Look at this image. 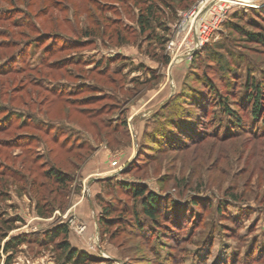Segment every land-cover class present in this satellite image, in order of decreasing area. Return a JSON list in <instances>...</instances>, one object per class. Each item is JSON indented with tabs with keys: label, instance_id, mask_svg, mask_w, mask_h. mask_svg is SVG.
I'll list each match as a JSON object with an SVG mask.
<instances>
[{
	"label": "rangeland",
	"instance_id": "rangeland-1",
	"mask_svg": "<svg viewBox=\"0 0 264 264\" xmlns=\"http://www.w3.org/2000/svg\"><path fill=\"white\" fill-rule=\"evenodd\" d=\"M6 9L0 64L18 51L15 65L35 69L0 68V107L18 117L0 128V264L13 235L27 240L10 264H73L63 239L81 264H264V113L244 101L251 83L264 93V0H0ZM166 104L219 134L156 144ZM51 167L66 181L47 178ZM124 184L160 198L146 231Z\"/></svg>",
	"mask_w": 264,
	"mask_h": 264
},
{
	"label": "trees",
	"instance_id": "trees-1",
	"mask_svg": "<svg viewBox=\"0 0 264 264\" xmlns=\"http://www.w3.org/2000/svg\"><path fill=\"white\" fill-rule=\"evenodd\" d=\"M116 1H121V0H116ZM3 11V12H2ZM11 13H14L11 9H6V10H0V19L1 18H6ZM153 14L152 6L148 5L146 8V12L144 13H139L138 14V23L140 24V31L145 32L149 30L151 27L150 25V19ZM109 19V18H106ZM120 30V29H119ZM57 33L56 31L52 32H47V33H42L48 38H50L51 33ZM0 34H4L2 31ZM37 36H40L39 34ZM253 37V36H252ZM254 38H257L259 42V35H255ZM31 41H27L26 44H28V48L30 44H32ZM261 41V40H260ZM8 42V41H7ZM71 46V45H70ZM25 47L24 49L26 50ZM47 52V51H46ZM18 51L14 54H12L9 58L5 59L2 64H0V68H4L3 70L6 71H21L24 68H26L29 71H34L35 68H32L28 65V63H22L20 67H17L15 65V62L19 58ZM8 68V69H7ZM10 69V70H9ZM213 91V90H212ZM196 98V97H195ZM263 98H264V93L261 89V87L257 86L255 83H251L249 87V93L245 98V102L248 103V106H250V113L253 116L258 117L259 115H262L264 113V105H263ZM252 99V103L250 100ZM204 101H200L199 99L194 100V105L196 107H203ZM168 105L169 111H168V118L165 121H162L159 126H157L156 130L153 133L148 134V136L151 139H155V143L158 145H168V144H173L178 145V147H183L186 146L187 144L194 143L196 142V139L201 138L203 135H217L219 134L218 130H208V124L207 121L203 118L196 124V117H193L194 120L192 122H184L182 119H180V116L176 114V109L173 108L172 104H166ZM220 107L223 109V112L227 115H230L232 118L235 116L231 112V109L229 106L226 104L225 101L219 103ZM244 106V105H243ZM171 108V111H170ZM202 110L205 111V108ZM5 109V110H4ZM0 112H3V114L0 116V128H6L8 125H11L13 121H16L18 117L13 115V113L4 107L3 105L0 107ZM240 121V120H238ZM2 124V125H1ZM124 126V124H123ZM177 147V146H175ZM46 177L47 178H53L56 182L58 183H63L66 181L67 174L56 167H51L50 169L45 171ZM125 188H128L129 191L131 192L133 198H142V203H141V213L145 216V218L148 221H145L144 224L141 223V221H136L138 224V231H146L148 226H153V223L157 224L158 223V215H159V209L157 208L158 201L160 200L159 196L156 195V193H153L152 191H147V189L144 187V185L140 186H132V185H126L124 184ZM39 204L40 202L37 201L35 203V208L38 212L39 215L45 216L42 211L39 210ZM192 205L195 204V202L191 203ZM106 215H108L110 211V207H106L105 209ZM107 218L104 216V219ZM145 219V220H146ZM17 220V219H16ZM105 220L102 219V222L104 223ZM8 223L7 230L13 229V225L11 224V221H5ZM66 233L67 228L65 225L60 226L58 229H56L54 232H49L47 233V236L42 238L41 240L39 239L38 241L41 242H51L55 240V238L59 235V233ZM7 232L3 233L2 238H5L7 236ZM27 240L25 235H13L11 237H8L7 240L4 242L2 251L6 254V258L4 260V264H10L13 257L15 250L25 241ZM59 248H61L66 254H67V260L71 261L73 264H81L85 260H88V256L86 254L79 253L76 249L72 248L69 243L63 239L61 243H59ZM65 254V255H66ZM238 260V259H237Z\"/></svg>",
	"mask_w": 264,
	"mask_h": 264
},
{
	"label": "built area",
	"instance_id": "built-area-1",
	"mask_svg": "<svg viewBox=\"0 0 264 264\" xmlns=\"http://www.w3.org/2000/svg\"><path fill=\"white\" fill-rule=\"evenodd\" d=\"M194 13V11H191L190 14ZM187 15V14H186ZM198 46V43L195 44V47Z\"/></svg>",
	"mask_w": 264,
	"mask_h": 264
},
{
	"label": "bare ground",
	"instance_id": "bare-ground-1",
	"mask_svg": "<svg viewBox=\"0 0 264 264\" xmlns=\"http://www.w3.org/2000/svg\"><path fill=\"white\" fill-rule=\"evenodd\" d=\"M236 1H238V0H236Z\"/></svg>",
	"mask_w": 264,
	"mask_h": 264
}]
</instances>
